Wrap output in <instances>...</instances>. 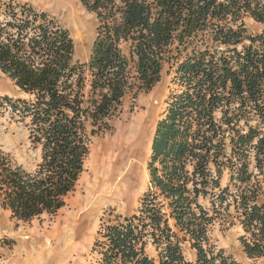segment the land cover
I'll list each match as a JSON object with an SVG mask.
<instances>
[{
    "label": "trees",
    "instance_id": "1",
    "mask_svg": "<svg viewBox=\"0 0 264 264\" xmlns=\"http://www.w3.org/2000/svg\"><path fill=\"white\" fill-rule=\"evenodd\" d=\"M80 2L97 22L87 63L55 18L0 2V72L23 95L0 104L41 155L27 171L0 150V209L25 223L60 212L94 139L168 66L180 89L155 130L150 189L137 214L102 223L96 264H241L213 243L217 224L264 258V0Z\"/></svg>",
    "mask_w": 264,
    "mask_h": 264
},
{
    "label": "rangeland",
    "instance_id": "2",
    "mask_svg": "<svg viewBox=\"0 0 264 264\" xmlns=\"http://www.w3.org/2000/svg\"><path fill=\"white\" fill-rule=\"evenodd\" d=\"M10 1L29 4L37 11L55 18L70 31L76 43L77 59L82 63L89 62L97 22L80 0H0L2 3ZM245 23L252 34L260 33L263 29L262 25L250 18ZM173 79L174 74L166 66L161 82L151 92L124 101L119 115L111 122V130L94 139L75 192L55 216H43L25 223L12 219L8 211L0 209V264H96L99 254L94 250V244L102 223L117 216L137 214L142 198L150 189L148 167L155 130L158 122L164 118L171 96L180 89ZM5 96L13 99L23 97L0 72V97ZM0 150L10 154L27 171L34 170L41 158L40 151L31 147L25 124L14 119L5 105L1 104ZM228 179V174H225L223 186L228 183ZM94 181L102 184L97 185V194L102 197L88 205L84 202L85 195H88ZM241 235L239 227L226 230L217 224L210 237L218 250H223L239 263L264 264V258L249 259L245 255L239 241ZM184 251L188 260L194 259L195 252L189 245L185 246ZM147 252L151 257L158 258V252L152 245Z\"/></svg>",
    "mask_w": 264,
    "mask_h": 264
},
{
    "label": "bare ground",
    "instance_id": "3",
    "mask_svg": "<svg viewBox=\"0 0 264 264\" xmlns=\"http://www.w3.org/2000/svg\"><path fill=\"white\" fill-rule=\"evenodd\" d=\"M128 131H130V130H128ZM125 132V131H124ZM123 133V132H122ZM134 133V132H133ZM118 134V133H117ZM128 134H129V132H128ZM127 134V135H128ZM122 135V134H121ZM130 135V134H129ZM128 135V137H130ZM117 136H119L120 137V135H117ZM116 137V136H115ZM125 137H127V136H125ZM124 137V138H125ZM132 137H133V134H132ZM114 139V138H113ZM112 140V139H111ZM119 140H121V139H119ZM112 142V141H111ZM115 142H116V139H115ZM128 142V141H127ZM127 142H125V143H127ZM109 143V142H108ZM111 144V143H110ZM120 144V143H119ZM115 145V144H114ZM120 146V145H119ZM110 150V149H109ZM111 155V154H110ZM117 158V157H116ZM107 159V158H106ZM115 159V158H114ZM102 160H103V158H102ZM96 163V162H95ZM115 164L116 163H114V166H115ZM95 165V164H94ZM108 166V165H107ZM94 167V166H93ZM91 168H92V166H91ZM108 168V167H107ZM98 169V168H97ZM99 170V169H98ZM94 171V170H93ZM92 171V172H93ZM90 172H91V170H90ZM95 172V171H94ZM96 172H97V170H96ZM101 172H103V170L101 171ZM106 172V171H105ZM91 174V173H90ZM102 174V173H101ZM97 175V174H96ZM102 176V175H101ZM105 176V175H104ZM105 177H107V176H105ZM105 177H103V178H105ZM86 178V177H85ZM89 178V177H88ZM98 178V177H97ZM112 178H113V176H112ZM95 179V178H94ZM105 179H107V178H105ZM90 180V179H89ZM103 180V179H102ZM110 182H111V180H110ZM120 182V181H119ZM87 184V183H86ZM94 185L90 188L89 186V193H88V195H85V196H87L86 197V199H85V203H87L88 205H91V204H94V202H96V201H98V200H100V198L102 197V195H98L97 193H98V191H99V189H98V187H97V185H101L102 186V184H100L98 181H94V183H93ZM114 185V184H113ZM87 186V185H86ZM85 186V187H86ZM103 186H105V185H103ZM110 186V185H109ZM115 188H117V187H115ZM119 189V188H118ZM100 190H102V189H100ZM115 190V189H114ZM117 190V189H116ZM103 191V190H102ZM105 191V190H104ZM108 191H109V189H108ZM101 192V191H100ZM117 192V191H116ZM119 192V191H118ZM108 193V192H107ZM109 194V193H108ZM111 194V193H110ZM109 194V195H110ZM112 195V194H111ZM105 196V195H104ZM105 197H109L108 195H106ZM115 198V197H114ZM103 201H106V200H103ZM102 201V202H103ZM104 203V202H103ZM102 204V203H101ZM86 205V204H85ZM94 206V205H93ZM93 206L91 207V208H93ZM86 209V208H85Z\"/></svg>",
    "mask_w": 264,
    "mask_h": 264
}]
</instances>
